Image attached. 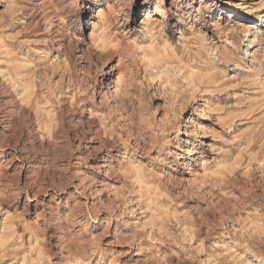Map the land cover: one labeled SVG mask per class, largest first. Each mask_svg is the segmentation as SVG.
Wrapping results in <instances>:
<instances>
[{"label": "clouds", "instance_id": "9594fccd", "mask_svg": "<svg viewBox=\"0 0 264 264\" xmlns=\"http://www.w3.org/2000/svg\"><path fill=\"white\" fill-rule=\"evenodd\" d=\"M0 264H264V0H0Z\"/></svg>", "mask_w": 264, "mask_h": 264}]
</instances>
